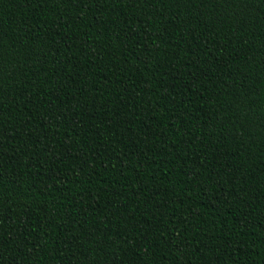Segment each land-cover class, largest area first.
<instances>
[{"label":"trees","instance_id":"1","mask_svg":"<svg viewBox=\"0 0 264 264\" xmlns=\"http://www.w3.org/2000/svg\"><path fill=\"white\" fill-rule=\"evenodd\" d=\"M0 264H264V0H0Z\"/></svg>","mask_w":264,"mask_h":264},{"label":"snow or ice","instance_id":"2","mask_svg":"<svg viewBox=\"0 0 264 264\" xmlns=\"http://www.w3.org/2000/svg\"><path fill=\"white\" fill-rule=\"evenodd\" d=\"M69 3H72V0H68Z\"/></svg>","mask_w":264,"mask_h":264}]
</instances>
